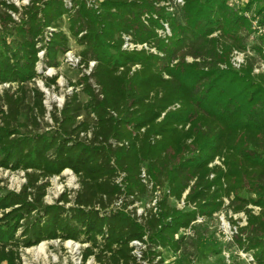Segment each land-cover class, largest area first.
Masks as SVG:
<instances>
[{"label":"trees","instance_id":"obj_1","mask_svg":"<svg viewBox=\"0 0 264 264\" xmlns=\"http://www.w3.org/2000/svg\"><path fill=\"white\" fill-rule=\"evenodd\" d=\"M260 1L0 0V169L24 178L18 191L0 186V264L53 240L82 244L81 264H141L136 240L145 264H163L161 250L223 210L248 264H264V73L231 64L253 21L264 25ZM70 40L95 63L49 125L36 67L57 66ZM64 170L74 196L45 203ZM155 191L139 215L128 209Z\"/></svg>","mask_w":264,"mask_h":264},{"label":"rangeland","instance_id":"obj_2","mask_svg":"<svg viewBox=\"0 0 264 264\" xmlns=\"http://www.w3.org/2000/svg\"><path fill=\"white\" fill-rule=\"evenodd\" d=\"M9 2L21 6L27 4L28 0H9ZM258 6H264V0L258 2V5H255L253 9ZM12 16L16 19V16ZM256 22L255 24L261 26L258 21ZM258 26L255 27V32L248 38L245 50H235L233 52L241 54L243 64L250 59L254 73H264V46H262L261 54L251 48L257 43L255 40H258V36L264 35V32L259 31ZM63 29L66 31V23L63 24ZM69 46V50L73 54H77L80 50V47L72 40L69 41ZM63 61L60 55L57 66L48 67L42 63L38 69L42 77L36 78L34 81L35 86L43 93V104L46 109L43 121L49 125L52 124L50 112L54 107L61 108L66 95L72 92V86L69 83L75 82L82 76V70L79 67L71 66ZM53 76H56V86L47 88L43 83V78ZM7 87L8 84L0 85V91ZM79 88L77 90H80ZM79 98L81 101L86 100V96L82 92L79 93ZM48 128L46 127V129ZM48 182L49 185L46 188L44 197L47 204L54 203L64 191H68L69 197L72 198L74 191L78 188L76 177L68 170L63 171L59 176L51 177ZM23 183L22 172L0 169V186L8 190L18 191ZM158 196V191L147 194L141 200L129 205L128 209H135L136 213H140L144 208H149L158 199ZM177 207L181 208V204H177ZM229 217L230 215L223 210L211 219L196 221L191 229L179 234V236H183V239L178 250H161L163 264H248V262H251L249 260L251 255L237 249L230 239L234 227L229 222ZM237 217H241L240 223H243L242 215L233 216V218ZM41 244L46 248L40 250L39 246ZM83 247L78 242H59L58 240L40 242L33 247L21 250L20 264H81V250ZM84 264H96V262L93 257H89Z\"/></svg>","mask_w":264,"mask_h":264},{"label":"built area","instance_id":"obj_3","mask_svg":"<svg viewBox=\"0 0 264 264\" xmlns=\"http://www.w3.org/2000/svg\"><path fill=\"white\" fill-rule=\"evenodd\" d=\"M175 1H176L177 3H181V2H182V0H175ZM256 21H257V20H254V21H253V24H252V25H254L253 28H255V27L258 26L257 24H255V23H257ZM258 28H259V31H260L261 33L264 32V25L258 26ZM258 28H257V29H258ZM261 28H262V29H261ZM42 55H43V51L41 50L40 52H38V56H39L40 59L42 58ZM240 55H241V54H239L238 52H233V54H232V57H231V64H232V66L235 67V68H239V67L243 64V59L240 57ZM63 60H64V61H63ZM62 61L65 62V63H67V64H69V65H71V66L79 67V68L82 70V75H83V74H85V75H89V74L91 73L92 68H93V66H94V63H95L94 61H89V62L87 63V66L85 67L84 64H82V63L80 62V57H79V55L71 53L70 50H67V51H65V52L63 53V55H62ZM41 65H42V62L39 61V62L37 63V67H36L37 72L39 71L38 69H39V67H40ZM71 89H72V87H71ZM64 171H65V170H64ZM68 171H69V170H68ZM145 178H146V177H145V174L142 173V181L146 182V179H145ZM154 203H155V202H153V204H154ZM140 213H141V212H140ZM140 213H136V214L139 215ZM69 242H73V241H69ZM130 245H132V246L134 247L132 253H133V255L136 257V259H137L139 262H141V264H145V260L142 259V253H141V249L144 248L145 245H143L141 242L136 241V240L132 241V242L130 243ZM249 260L252 261V257H249Z\"/></svg>","mask_w":264,"mask_h":264},{"label":"bare ground","instance_id":"obj_4","mask_svg":"<svg viewBox=\"0 0 264 264\" xmlns=\"http://www.w3.org/2000/svg\"><path fill=\"white\" fill-rule=\"evenodd\" d=\"M44 243V242H43ZM45 246H43V244H41L40 246H39V249L40 250H43V248H44ZM46 248V247H45ZM40 252H42V251H40Z\"/></svg>","mask_w":264,"mask_h":264}]
</instances>
